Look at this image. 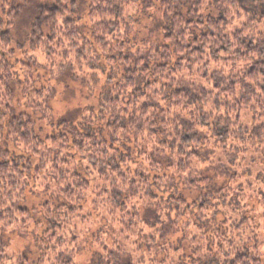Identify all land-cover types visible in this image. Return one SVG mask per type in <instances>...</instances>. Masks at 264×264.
<instances>
[{"label": "clouds", "instance_id": "obj_1", "mask_svg": "<svg viewBox=\"0 0 264 264\" xmlns=\"http://www.w3.org/2000/svg\"><path fill=\"white\" fill-rule=\"evenodd\" d=\"M97 3L59 0L35 46H0V161H8L0 169V264H101L97 256L116 264L113 254L123 264H264V16L253 18L235 0L105 3L123 10L118 17L94 12ZM221 13L223 21L209 23ZM79 17L87 28L77 26ZM113 19L114 30L99 29ZM201 32L208 35L196 41L203 48L196 55L188 45ZM92 34L107 35L102 53ZM76 48L83 56L73 59ZM213 57L222 63L210 65ZM185 87L200 97L191 106L174 95ZM185 116L193 125L204 118L199 143L180 142ZM221 128L226 137L216 136ZM181 195L204 200L209 212L168 198ZM45 200L51 211L40 208ZM20 204L33 206L26 216ZM69 204L77 210L69 213Z\"/></svg>", "mask_w": 264, "mask_h": 264}, {"label": "trees", "instance_id": "obj_2", "mask_svg": "<svg viewBox=\"0 0 264 264\" xmlns=\"http://www.w3.org/2000/svg\"><path fill=\"white\" fill-rule=\"evenodd\" d=\"M44 1H45V3L39 5V7H37V9L35 10L36 11L35 17L32 20V33H31V37H30L32 46H35V44L39 40L40 36L44 34V30L49 27L50 21L60 11L59 0H44ZM1 2H2V7H3V13L0 15V46H3V45H8V44H13L12 32H13V29L16 27L18 20L20 19L21 15H23V13L25 11L26 1L25 0H1ZM73 2H75V1L73 0ZM111 2H112V0H99V3H97L95 5V8L93 9V11L97 12V13L105 14L107 16L118 17L123 10L120 9L117 4H113V6L110 9H106L104 7L105 3H111ZM161 2L162 3H164V2L170 3L171 0H161ZM235 2H237L240 5V7L244 9L245 12H251L253 15V18H255V16L257 14H259L260 16H264V3H258V0H235ZM195 3H199V0H195ZM88 15L91 16L92 12H89ZM66 19H67L66 22H68V23L73 22V18H71V17H68ZM208 19H209V23H218V22L224 20V16H223V13H221L219 20H214L211 16H209ZM75 23L77 24L78 27L84 26V24H81L78 19H76ZM118 23H119L118 19H113V20H109V21L101 20L98 22V26H99V29L106 30V29L112 28L114 30L115 26ZM132 23L136 24L137 21L133 20ZM195 23L197 25H200L203 23V21L196 20ZM185 24L188 26H192L193 25L192 19L191 18L187 19L185 21ZM125 32H127V28H125L124 31L121 32V36H123ZM107 35H111V32L110 31L107 32ZM107 35L92 34L90 43L92 41H94L97 45H99V47L97 49L98 52L102 53L103 49L108 46ZM207 35H208L207 33L201 32L195 36H192L191 39H192L193 43L188 45V47L196 55H200L203 52V48H201L198 44H196V41L198 39H200L201 37H206ZM87 38H88L87 36H81L80 40L87 39ZM49 39H51V36H49ZM171 39H172L171 29H169V31H167L165 29L164 40L167 42V41H170ZM240 43L244 44L245 42L243 40H241ZM120 46H121V48H124V41L123 40L120 41ZM166 46H167V43L165 44V47ZM81 47H83L82 44H81ZM246 47L248 48L249 51L255 50V49H253L250 41L248 42ZM72 48H73V43L68 42L67 48H64L63 51L67 53ZM10 51H14V49H10ZM135 51L138 52V51H140V49L137 48V49H135ZM223 51H225V49H224V46L221 45L220 48L217 49V52H223ZM261 51H264V49H261ZM82 56H83V53L81 52L80 48H76L75 52L72 54L73 59H75L77 57H82ZM120 56H121L122 60L128 59V55H126L124 52H121ZM65 58H67V57H65ZM107 58L111 59L112 61H115V56L107 57ZM141 59H142V57H141ZM182 61H183V57H181V62ZM173 62L175 63L176 61H173ZM208 63L210 65H214L217 63H222V61H217L215 59V57H213V59L211 61H209ZM159 66L167 68V64H161ZM19 67H22L25 70H31V66L25 64L24 62L20 63ZM73 67L75 68L76 65L73 64ZM144 67L147 68L148 65L145 64ZM185 71H187V69H185ZM255 71H256V66H253L251 69H249L250 74H251V72H255ZM16 75H18L20 77V79L17 83H19L20 80H22L21 78H23L22 81L24 83V81H25L24 74L22 72H17ZM203 75L207 76L208 73L205 72V73H203ZM213 75L216 76L217 74L213 73ZM28 80H29V82H31L32 77H28ZM150 83L151 82H149V84ZM220 83H222V78L218 79L217 82L213 81V83H212L213 88H219ZM145 87H148V85H145ZM9 91L15 92V88L9 89ZM205 91H206L205 89H202V94ZM222 91L228 92V89H223ZM33 93L36 95H39V90L34 89ZM174 95L175 96L183 95L185 97V103L188 104L189 106H191L197 100L200 99L199 96H196L195 94L190 93V89H188L186 87L185 88H175L174 89ZM213 104L218 105L220 107H223V104L221 103L220 100H213ZM176 106L177 105H174V107H176ZM144 107L147 108L148 105L146 104V105H144ZM20 115L23 116L24 113H20ZM188 115H191V113H188ZM13 119H16V117H13ZM178 119L180 120L181 127H184L186 130L185 134L183 136L179 137L180 142L181 143H199L198 137L200 135H203V133L201 132V128L207 127V125L204 124V118L203 117L201 118L200 125H193L192 122L190 120H188L186 116L183 118L178 117ZM191 127L194 130L189 133L187 130L190 129ZM153 131H155V130H153ZM254 131H256L258 133L259 130L257 129ZM20 135H21V138H23L24 135H26V134L21 132ZM227 135H228V130L225 128L219 129L218 132L216 133L217 137H222V136L226 137ZM88 138L90 139V136ZM220 143L223 144L224 140H221ZM73 144H76L77 149H79L81 147V145L77 144L76 141H73ZM169 147H170V145H169ZM191 155L194 158L199 159V153L196 149L191 150ZM65 163H67V162L65 161ZM7 166H8V161H0V169H6ZM12 166L17 167L16 164H13ZM33 172L35 173V169L33 170ZM72 175L77 176V175H79V173L73 172ZM37 181H39V176H37ZM84 183H90V181L85 180ZM189 183H194V181H189ZM80 186L82 187L83 185H80ZM33 187H37V185H33ZM68 187L70 188L71 185H69ZM64 191L67 192V189H64ZM156 195H157V193L153 192L151 194V198L155 199ZM168 198L169 199L174 198L178 201L177 208L184 205L186 200H187L182 196H176V197L168 196ZM187 203H188L189 207L193 208V212L201 213V214L209 212V209L205 207L206 202L204 200H200L198 203H197V201L189 202L187 200ZM42 209H48V201H46V204L43 206ZM16 210L18 212L24 214L25 216L27 215V212L29 211L26 208H23L22 204H20ZM76 210L77 209H76V206L74 204L68 205V212L69 213H72ZM48 211H51V209H48ZM185 215L191 216L192 212L185 213ZM47 223L52 224L53 227H57V225L51 220H48ZM33 224L35 225V221H33ZM189 227H195V224H190ZM36 228L41 229V227H36ZM43 231H47V228H43ZM52 235H53V237H55L56 233L53 232ZM73 239H75V237H73ZM113 256H114V259L116 261V264H123L122 258H120L119 256H116L115 254H113ZM96 260H100L101 264H102V258L101 257L97 256ZM210 264H214V262H210Z\"/></svg>", "mask_w": 264, "mask_h": 264}, {"label": "rangeland", "instance_id": "obj_3", "mask_svg": "<svg viewBox=\"0 0 264 264\" xmlns=\"http://www.w3.org/2000/svg\"><path fill=\"white\" fill-rule=\"evenodd\" d=\"M26 1V7H25V11L23 13V15H21L20 19L18 20V23L16 25V27L13 29L12 32V37H13V44H15V48L14 51L16 49H23L26 45H31V33H32V20L35 17V13H36V9L37 7H39V5L44 4L45 1L44 0H25ZM75 1V0H74ZM141 3L144 4L145 7H150L151 6V0H141ZM3 13V7H2V2L0 0V15ZM79 20V22L81 23V21L84 19L83 17H79L77 18ZM88 24H84L83 28H87ZM164 31L163 30V39H164ZM132 40L135 39V36H131ZM32 46V45H31ZM106 60L108 59L107 57L105 58ZM25 64L31 66L30 64H28L27 62H24ZM20 65V64H19ZM40 75H44L43 73V69H41L40 71ZM102 75V73H101ZM23 80V78H21ZM20 80V82L18 84H23V81ZM56 81H53V84H55ZM37 90H39V87L36 88ZM15 92H17V94H21L17 88H15ZM20 103H26V101H20ZM20 113H24L23 110H21ZM25 114V113H24ZM181 188H183L181 186ZM42 191V189H40ZM182 197H184L185 199H187L189 202H194L196 200L192 199L190 196H186V195H181ZM45 200L43 202L42 205H40V208L42 209L43 206L46 204ZM23 208H26L27 210H30L31 207H33L32 205H28V204H22ZM147 215H153V213L149 212L147 213ZM45 221L40 220V223H37L35 221V225L36 227H41L44 225ZM94 260H96V257L94 258Z\"/></svg>", "mask_w": 264, "mask_h": 264}]
</instances>
